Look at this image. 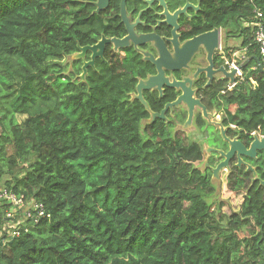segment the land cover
Returning a JSON list of instances; mask_svg holds the SVG:
<instances>
[{"label": "trees", "instance_id": "16d2710c", "mask_svg": "<svg viewBox=\"0 0 264 264\" xmlns=\"http://www.w3.org/2000/svg\"><path fill=\"white\" fill-rule=\"evenodd\" d=\"M91 1L0 0V264H264V151L259 180L233 166L241 203L223 212L196 164L200 143L143 128L150 114L131 99L140 58L99 60L85 80L73 60L68 73L64 60L107 26ZM202 3L200 31L224 28L240 39L225 51L251 57L238 85L207 104L234 134L264 133V0ZM109 22L108 33L122 25Z\"/></svg>", "mask_w": 264, "mask_h": 264}, {"label": "flooded vegetation", "instance_id": "af4514ba", "mask_svg": "<svg viewBox=\"0 0 264 264\" xmlns=\"http://www.w3.org/2000/svg\"><path fill=\"white\" fill-rule=\"evenodd\" d=\"M96 1L98 0L91 2L94 4ZM125 2L126 14L130 18L131 27H128L122 18V0H109L108 4L98 12L104 13L107 23L98 42L103 37L109 40L105 44L103 56H96L94 63L87 66L83 78L84 63L92 60L93 53L88 50L85 58H76L75 54L81 52L79 49V52H75L69 57L71 59L69 66L71 64L73 67L71 71L75 70L73 60H82V74L80 73L79 77L85 80L89 67H95L99 60H103L107 64H119L140 58L142 61H138L135 69L138 81L135 90L131 93V99L138 100L144 105L139 98L141 94L148 104V107L144 106L146 109L148 108L150 116L143 121V128H147L149 123L152 128H168L172 130L173 135L181 139L190 138V134L199 133L200 142L202 139L208 141L202 142L204 156L200 167L204 172H211L212 178L215 179L213 168L224 160L221 152L227 153L230 150V140H240L246 146L251 143L249 141L251 134L248 130H244V134H234L236 128L224 125L220 113L217 110H211L207 104V97L217 95L219 86L222 85L224 89H228L233 83L231 78H226L231 70L225 60L229 56L228 51L225 50L230 47L229 41L232 38H227L226 32L223 35L224 29L222 28V36L218 42L212 39L207 43V46L200 43L201 34L220 29L214 27L210 30L200 31V18L203 15L202 0H137V2L125 0ZM187 4H189L188 7L183 11ZM96 10L97 6L95 5V13H97ZM177 12L178 16L172 18ZM112 14L119 17L122 25L116 32L108 33L115 31V27L109 22ZM131 35H153L154 39L136 43L131 38L129 44L125 46L117 45L113 41V39L123 40ZM96 43L83 46H92ZM166 54L169 55V60ZM166 63H172L176 67H168ZM149 78H154L155 84L139 91V82L147 81ZM173 82H178V84H169ZM189 96L199 100L200 104L195 102L192 121L187 126L190 116ZM180 97H182V102L169 106L164 113V118L157 116L151 120L153 113L161 114L167 105L177 102ZM204 107L209 113L208 117L204 114ZM222 127L225 128L226 136ZM258 151L257 157L262 150ZM243 159L246 163L252 164L253 162V159L248 156H243ZM238 161L239 157L235 154L230 161V171L233 165L238 166ZM206 162L209 163L208 166H206ZM239 167H245V172L248 175L253 172L247 169L245 163ZM255 169L257 172L256 166ZM223 174L222 171L219 180H215L220 182Z\"/></svg>", "mask_w": 264, "mask_h": 264}, {"label": "water", "instance_id": "95a60500", "mask_svg": "<svg viewBox=\"0 0 264 264\" xmlns=\"http://www.w3.org/2000/svg\"><path fill=\"white\" fill-rule=\"evenodd\" d=\"M109 0H98L96 1L94 4L97 6V10L96 12L98 13L100 11V9L104 6H106L108 4ZM163 1V0H162ZM189 4L186 5V7L183 9L186 10V8L188 7ZM168 13V12H167ZM169 15V14H168ZM178 16V12L175 14V16H173L172 18H176ZM122 18L123 21L128 25V27H131L130 25V18L129 16L126 14V2L125 0H122ZM133 39L136 43L137 42H142L143 41H152L154 39L153 35H147V36H136V35H131L123 40H119V39H113V41L116 42L117 45H121V46H125L127 44H129L130 39ZM215 40L218 42V39H221V30L220 29H214L212 32H207L204 34L200 35V43H203L205 46H207V43L210 40ZM109 41L107 38L103 37L98 43H96L95 45L92 46H80V51L79 53L75 54L76 58H85V55L87 53V51H92V60L90 62H85L84 66H83V75L82 77H85L86 71H87V66L89 64H93L94 60L96 58V56L98 55H102L103 56V50L105 47L106 42ZM177 56H179V53H177ZM167 59L169 60L170 57L169 55L166 54ZM250 59H248L247 61H245V63L243 64L244 66L249 62ZM166 65L168 67L171 68H175L176 66L172 63H166ZM242 65V66H243ZM235 75L236 74V70H233L230 74H228V76L232 79V81L235 80ZM156 80L154 78H149L147 81L145 80H141L138 84V90L141 91L142 88H150L155 84ZM171 85H175L178 84V82H173V83H169ZM139 98L142 100V102L144 103L145 106L148 107V104L146 102V100L143 98V96L140 94ZM182 100V97L177 99V102L171 103L169 105H167V107L165 108V110L161 113V114H156L153 113V119L154 120L157 116H160L161 118H164V113L165 111L168 109L169 106H171L172 104H179ZM187 101V100H185ZM188 101H189V106H190V116L187 122V126L189 124H191L192 121V117H193V109H194V104L195 102H197L198 104H200L199 100H196L195 98H192L191 96L188 97ZM204 114L208 117L209 113L206 109V107H204ZM223 133L225 134V129L224 127H222ZM258 150H264V137L263 138H259L258 136L255 137L254 141L250 144V147H247L246 145H244L240 140H232L231 141V149L229 150L228 153H224L222 152L223 155H225V160L222 161L220 164H218V166L213 170L214 171V177L215 178H219L220 175V171L227 167L229 165V161L230 159L237 154L239 157V163L238 166H241L242 163L247 164L248 169H251L253 171H255L254 167L251 164L246 163L242 156H248L251 158H256L257 156V152H259ZM209 163L206 162V166H208ZM256 173V171H255ZM260 177L255 178L254 180H259ZM262 184H264V180H261Z\"/></svg>", "mask_w": 264, "mask_h": 264}, {"label": "clouds", "instance_id": "9594fccd", "mask_svg": "<svg viewBox=\"0 0 264 264\" xmlns=\"http://www.w3.org/2000/svg\"><path fill=\"white\" fill-rule=\"evenodd\" d=\"M262 24V23H261ZM258 28H259V26H258ZM224 29V28H223ZM220 30H221V36H222V27H220ZM258 30V29H257ZM256 33H257V31H256ZM257 39V38H256ZM220 49H221V47H220ZM261 51H262V49H261ZM263 52V51H262ZM236 53H238V55H236ZM248 59H250L249 60V62L246 64L247 66L249 65V63H250V61H251V57L248 55V53H247V48L245 49H236V51L230 56H228V57H226L225 58V60H226V63L229 65V69L231 70V72L233 71V70H236V74L237 75H235V80L233 81V83H232V85L227 89V88H225L223 91H222V93H226L227 91H229V90H233L237 85H238V83L244 78V75H245V68L247 67L246 65L244 66L243 64L245 63V61H247ZM258 59V58H257ZM233 60H236V62H237V65H238V69H236V68H234V67H231V65H230V62L231 61H233ZM258 61H260L259 59H258ZM243 65V66H242ZM257 66H253L252 67V69H255ZM260 68H264L263 66H262V64H260V66H259ZM238 70H240L242 73L240 74L239 73V71ZM226 78H230V77H228V76H226ZM148 109V108H147ZM220 116H222V114L220 113ZM229 125H231V126H233L234 128H236V130L237 129H239V126L236 124V123H230ZM225 129V128H224ZM249 133L251 134V143L254 141V139H255V137H259V138H263L264 137V133H261V131L260 130H252V131H249ZM225 136H226V133L224 134ZM189 139H191V138H189ZM233 140H237V139H233ZM231 141L232 140H230V143H231ZM197 142V141H196ZM199 143V142H198ZM250 143V144H251ZM202 147V146H201ZM247 147H250V145L249 146H247ZM231 149V148H230ZM202 150H203V147H202ZM262 151H264V150H262ZM229 152V151H228ZM227 152V153H228ZM222 153V152H221ZM224 153H226V152H224ZM224 156V160H225V155H223ZM243 156H245V155H243ZM243 156H242V158H243ZM234 157V156H233ZM232 157V158H233ZM231 158V159H232ZM231 159H230V161H231ZM252 159H255V158H252ZM256 159H257V157H256ZM223 160V161H224ZM244 160V159H243ZM230 161H229V165L227 166V167H225V168H223L221 171H220V175H221V172L223 171V172H225V171H228V175H227V179H228V176L230 175V173L232 172V170H233V167H232V170L230 171ZM202 162V161H201ZM222 162V161H221ZM220 162V163H221ZM219 163V164H220ZM238 163H239V161H238ZM242 164H244V163H242ZM248 164H250V163H248ZM238 165V164H237ZM254 168H255V165H253V162H252V164H251ZM218 166V165H217ZM216 166V167H217ZM233 166H235V165H233ZM242 166V165H241ZM215 167V168H216ZM237 167H239V166H237ZM201 168V167H200ZM215 168H213V170L215 169ZM240 168V167H239ZM247 169H248V166H247ZM251 170V169H250ZM255 171H256V169H254ZM230 171V172H229ZM251 171H253V170H251ZM255 171H253L254 172V178H253V182L254 181H256V180H254L255 178H258L259 176H258V174H257V172L255 173ZM214 172V171H213ZM253 172L251 173L252 175H253ZM220 175H219V178H220ZM224 176V174L222 175V177ZM215 178V177H214ZM219 178H215L216 180H219ZM215 179H212L213 181H214V184L217 182ZM260 179V178H259ZM221 181H222V179H221ZM220 181V182H221ZM220 182H217V183H220ZM227 185H228V182H227ZM229 187V186H228ZM229 189L231 190V191H233L230 187H229ZM216 191H217V186H216ZM234 192V191H233ZM234 194H235V192H234ZM236 195V194H235ZM3 242V241H2Z\"/></svg>", "mask_w": 264, "mask_h": 264}, {"label": "rangeland", "instance_id": "374dc122", "mask_svg": "<svg viewBox=\"0 0 264 264\" xmlns=\"http://www.w3.org/2000/svg\"><path fill=\"white\" fill-rule=\"evenodd\" d=\"M224 32H225V30H223V35H224ZM239 43H240V39H238V38H232L229 41L230 46H234V45L239 44ZM69 61H71V59L66 58L64 60V64L69 63ZM71 70H73V67L70 64V66L68 67V73H70ZM18 117L20 120L25 118L22 116H18ZM217 120H219V119L217 118ZM189 137L191 138L190 140H193V141L195 140V141L199 142L201 146H203L202 142L206 141V140L202 139L200 142V139H199L200 134L199 133L198 134H196V133L190 134ZM194 137L197 139H195ZM206 142H208V141H206ZM196 164H198V166L200 167V163H196ZM227 175H228V171H225L224 176L222 177V181L220 183H217V182L215 183V185L217 186V191H216L214 197L219 202H222L224 204L222 211L229 213V212H231V211H233L239 207L241 200H239V198H237V196L234 194V192L229 189V187L227 185Z\"/></svg>", "mask_w": 264, "mask_h": 264}, {"label": "built area", "instance_id": "2783aa9c", "mask_svg": "<svg viewBox=\"0 0 264 264\" xmlns=\"http://www.w3.org/2000/svg\"><path fill=\"white\" fill-rule=\"evenodd\" d=\"M256 38L260 42L262 51L264 53V24H259V28H258L257 33H256ZM236 55H238V53H236ZM230 65H231V67H234V68L238 69V65H237L236 60L231 61ZM238 71H239L240 74L242 73L240 70H238ZM3 195L4 194H2V192H1L0 193V197L3 196ZM5 195L8 196L7 193ZM10 197H12L13 200H16L15 195H10Z\"/></svg>", "mask_w": 264, "mask_h": 264}]
</instances>
